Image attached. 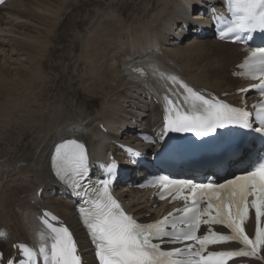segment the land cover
I'll use <instances>...</instances> for the list:
<instances>
[{"label":"bare ground","instance_id":"bare-ground-1","mask_svg":"<svg viewBox=\"0 0 264 264\" xmlns=\"http://www.w3.org/2000/svg\"><path fill=\"white\" fill-rule=\"evenodd\" d=\"M68 1L45 0L50 7L45 8L42 0H10L0 8V140L5 144L0 150V231L13 252L17 242L34 241L42 228L41 209H50L76 231L87 264H95L84 232L77 227L72 203L56 194L61 188L51 176L49 157L54 146L65 139H75L85 145L93 161L105 159L109 153L123 160L113 141L140 146L137 133H153L163 126L165 97L182 96L179 87L163 92L159 73L180 76L197 89L217 95L228 93L226 99L235 102V91L249 84L233 77L244 56L238 46L199 37L202 29L207 32L211 26L210 4L205 0H145L142 6L135 2L132 21H125L122 16L124 2L114 0L103 14H113L115 20L122 21L123 34L117 32L107 42L102 34L92 33L97 23L86 17L74 40L81 39L79 53L86 64L87 78L80 84L78 79L71 83L74 104L69 106L67 101L58 99L50 115L36 113L27 122L2 126L8 111L15 112L14 105L26 93L16 92L14 86L22 85L28 91L38 82L49 83L52 78L48 72H58L59 83L76 74L65 70L57 60L46 66L47 61L43 60L53 52L49 50L50 42L59 36L54 29L60 25L58 21ZM209 1L216 7V0ZM103 14L100 11L98 18ZM105 42L110 45L102 48ZM130 66L147 73L140 79ZM26 101L25 97L20 110L28 107L30 103ZM97 102L102 103L99 111L94 108ZM19 141V145H14ZM144 150L151 151V147ZM133 171L141 173L135 168ZM128 185L116 193L131 213L142 218L160 214L162 207L152 208L154 202L149 200V193L135 191Z\"/></svg>","mask_w":264,"mask_h":264},{"label":"snow or ice","instance_id":"snow-or-ice-1","mask_svg":"<svg viewBox=\"0 0 264 264\" xmlns=\"http://www.w3.org/2000/svg\"><path fill=\"white\" fill-rule=\"evenodd\" d=\"M3 3V0H0ZM227 8L232 19L226 21L224 17L218 20L230 25L222 35L236 34L240 41V33H252L257 30L264 32V0H227ZM250 35L243 37L246 41ZM245 71L242 76L256 79L264 77V48L254 49L245 62L240 65ZM160 78L180 83L175 77H168L159 73ZM187 95L183 101L188 105L187 111L176 107L167 97L166 116L162 137L169 132H192L197 136H205L228 124H240L251 127L247 111L233 108L227 104L213 102L194 92L187 85L181 83ZM264 94V81L256 85ZM173 113H175L173 115ZM256 117L264 121V104L256 106ZM261 131V129H257ZM138 155L137 153H132ZM52 168L56 176L75 194L84 199V205L79 208L81 221L88 231L89 238L95 248V256L99 264H225L227 258L234 256L257 257L261 246H264V228L260 227L261 217H264V160L259 161L244 175L224 183H201L191 181H174L163 179L160 183L165 189L175 188L178 193L184 188L191 189V203L185 204L181 216L170 213L161 220L141 224L132 216L125 213L121 205L109 191L111 179H105L101 185L91 191L85 189L88 179V153L83 143L75 139H68L55 148L52 157ZM115 163L108 166L109 173H114ZM254 197L249 205L248 197ZM207 198L206 207L200 208L203 198ZM165 198L161 195V199ZM180 198L179 195L174 199ZM187 201L188 197H184ZM255 210L257 223L255 238L250 239L245 233L243 224L249 215V208ZM213 212L215 213L213 215ZM50 214L45 213L42 222L51 233V244L41 243L39 254L43 264H82L73 234L66 226H55L49 222ZM204 217H207L204 219ZM52 221L58 218L51 217ZM201 224H217L226 226L231 235H224L209 229L208 234L199 236L197 232ZM170 229V230H169ZM4 234L0 233V237ZM171 238L169 243L193 241L185 248H175L165 251L161 243L163 238ZM49 237L38 233L40 241H47ZM239 242L245 247L236 252H208L209 245L225 242ZM24 259L19 264H36L37 253L31 248L19 245ZM50 247L51 254L47 252ZM184 257V258H174ZM7 264H14L12 259Z\"/></svg>","mask_w":264,"mask_h":264},{"label":"rangeland","instance_id":"rangeland-1","mask_svg":"<svg viewBox=\"0 0 264 264\" xmlns=\"http://www.w3.org/2000/svg\"><path fill=\"white\" fill-rule=\"evenodd\" d=\"M114 0H69L66 5V10L61 15V20L58 21L60 25H58L54 32H56V36L59 35L56 38L55 42H50V48L49 50L53 51L51 54L46 55L43 60L46 62L44 63L45 66L50 61H59L62 63L65 70L72 72L73 74L76 72L75 75L71 77L70 80H66L59 83V73L53 72L47 73L46 69L44 67H41L44 69V72L49 74L52 79H49V83H43L38 82L33 86L32 90L26 91L24 88H22V85L14 86V89L16 92L21 91V93H24V97H21V101L16 103L14 105L15 112L8 111V115H6V123L2 126H13V125H19L21 123L27 122L30 120V116L33 114L38 113H46L50 115L53 113L54 108L56 106V102L58 99H61L63 101H67L68 105L74 104V100L72 97V89H71V83H76L77 79L79 80V84L85 82L87 80L84 67L86 68V64H84L80 58V41H74L76 36L78 38V33L80 32L81 27H83V23L85 22V18L87 19H94L93 21L97 24L93 27L94 30L92 33H96L98 35L105 36V40L108 42L110 38H114L116 33L120 32L123 34L124 31V25L122 21L115 20L114 15L112 14H103V12L108 8L110 3H112ZM124 2L125 7L124 11L122 13L123 17H125V21L133 20V10L135 8V2H138L140 6L144 5L146 2L145 0H121ZM42 3H46L45 0H42ZM127 3V4H126ZM44 5V4H43ZM58 5V4H56ZM45 8H47L48 3H46ZM35 7V6H34ZM49 7V6H48ZM50 8V7H49ZM55 8V7H51ZM104 10V11H103ZM100 11H102L103 16L101 18H98ZM62 13V9L60 14ZM152 13V12H151ZM133 15V16H132ZM100 17V16H99ZM127 17V18H126ZM98 19V20H97ZM100 19V20H99ZM122 22V23H121ZM120 23V24H119ZM128 25L131 27L132 22L128 23ZM79 29V30H78ZM85 29V28H84ZM82 29V32L84 31ZM53 32V33H54ZM77 33V34H76ZM85 33V31L83 32ZM119 33V34H120ZM83 35V34H81ZM52 36V37H56ZM73 38V39H72ZM104 39V38H103ZM78 40V39H76ZM73 41V43H72ZM105 42L106 46L102 45V48L109 46L110 44ZM183 44V43H182ZM74 45V46H72ZM92 53V52H90ZM51 56V57H50ZM1 59V58H0ZM2 60V59H1ZM0 60V65L3 64ZM83 65H82V64ZM82 66H81V65ZM78 66V67H77ZM82 69V70H81ZM73 70V71H72ZM85 74V76H84ZM226 74H228V71H226ZM52 75V76H51ZM78 76V77H77ZM55 77V78H54ZM82 77V78H81ZM80 78V79H79ZM85 84V83H84ZM87 86V83L85 84ZM89 87V86H88ZM25 97L27 98L26 103H30L28 107L26 106L25 109H21V106L23 102L25 101ZM100 104L102 106V103L97 102L94 104L95 110L97 109L99 111ZM70 106V105H69ZM96 106V107H95ZM28 108V109H27ZM11 118V120H10ZM18 126L15 129V132L18 133ZM37 133V132H35ZM15 135V133H14ZM13 136V135H12ZM10 136V137H12ZM27 136H25L26 138ZM36 138V136H34ZM19 145V142H15L14 145ZM2 145H5L3 141L0 140V150H2ZM9 145V146H8ZM11 144L6 143V146L10 148ZM6 151L5 153H7ZM26 205V204H25Z\"/></svg>","mask_w":264,"mask_h":264}]
</instances>
